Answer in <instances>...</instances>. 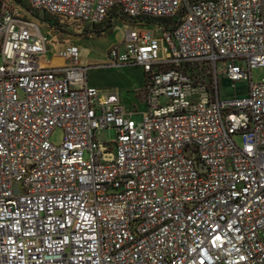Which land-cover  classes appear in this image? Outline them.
<instances>
[{
    "label": "built area",
    "instance_id": "2783aa9c",
    "mask_svg": "<svg viewBox=\"0 0 264 264\" xmlns=\"http://www.w3.org/2000/svg\"><path fill=\"white\" fill-rule=\"evenodd\" d=\"M22 2L130 23L109 65L144 71L146 110L78 47L53 64ZM0 55V264H264V0H0Z\"/></svg>",
    "mask_w": 264,
    "mask_h": 264
},
{
    "label": "rangeland",
    "instance_id": "374dc122",
    "mask_svg": "<svg viewBox=\"0 0 264 264\" xmlns=\"http://www.w3.org/2000/svg\"><path fill=\"white\" fill-rule=\"evenodd\" d=\"M19 9L30 21L38 24L41 31L48 37L47 58L57 65H68L69 62L61 57L60 53L67 47H78L80 50L79 63L84 67H92L88 74L89 85L97 89L110 90L120 94L122 101L127 109L137 110L142 113L146 110V100L140 95L145 87V73L141 68L134 66H115L109 65L108 52L118 46L123 38L125 31L131 27L127 21L114 20L113 24L107 27L93 30L83 27L71 21H65L47 15L43 12L29 10L27 3L22 2ZM170 23H173L171 21ZM48 24H55L53 28H48ZM52 27V26H51ZM90 28V29H89ZM3 64L0 55V67ZM254 83L264 82V68H257L252 72ZM247 82L238 83L235 88L226 81L220 82L221 95L229 98L233 95L241 96L246 93ZM136 121L142 119L141 115L134 117ZM115 137L109 130L99 132V139L103 143H109ZM63 141V132L56 131L51 142L60 145ZM237 143L242 144L240 137ZM88 158V155H86Z\"/></svg>",
    "mask_w": 264,
    "mask_h": 264
},
{
    "label": "trees",
    "instance_id": "16d2710c",
    "mask_svg": "<svg viewBox=\"0 0 264 264\" xmlns=\"http://www.w3.org/2000/svg\"><path fill=\"white\" fill-rule=\"evenodd\" d=\"M55 18H57V17H55ZM60 19V18H59ZM114 19H116V17H114ZM60 20H62V23H65V21L66 20H63V19H60ZM164 23L166 22V23H169V22H167V21H163ZM76 24H78V23H76ZM110 24H113V20L112 19H109V20H107L103 25H99V26H94L92 29L93 30H95V29H97V28H103V27H107V26H109ZM80 26H83V27H88V26H86V25H82V24H79ZM48 26V28H53V27H55L56 25L54 24H48L47 25ZM52 26V27H51ZM90 29V28H89Z\"/></svg>",
    "mask_w": 264,
    "mask_h": 264
}]
</instances>
